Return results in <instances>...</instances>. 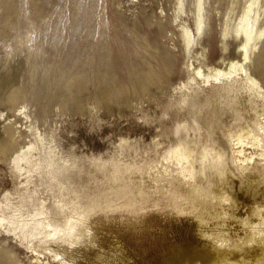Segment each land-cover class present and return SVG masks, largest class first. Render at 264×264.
I'll use <instances>...</instances> for the list:
<instances>
[{"label":"rangeland","instance_id":"374dc122","mask_svg":"<svg viewBox=\"0 0 264 264\" xmlns=\"http://www.w3.org/2000/svg\"><path fill=\"white\" fill-rule=\"evenodd\" d=\"M198 1L0 0V133L7 123L15 130L11 150L0 156L2 207L28 209L17 195L21 187L11 160L34 145L36 158L35 153L51 151L58 160L84 163L70 187L84 200L127 186L134 203L127 207L135 212L126 214L123 206L110 220L92 216L88 223V237L112 242L111 264H164L175 253L169 244H178L182 234L199 244L219 234L233 241L248 231L244 220L256 225L264 219V158L254 154L264 152V0H200V35ZM246 5L251 20L257 15L261 35L244 61L243 40L233 30ZM183 29L194 37L189 50ZM231 60L261 91L238 71L218 83L212 78L210 84L199 78L190 82L194 68L212 74L228 69ZM201 84L187 111L184 93ZM238 136L244 142L240 156L235 153ZM254 136L261 146L252 145ZM179 144L194 149L185 166L193 169L197 190L206 193L185 212L174 208L170 194L194 196L197 190L163 160ZM93 162L127 168L122 179L114 180L107 171L94 170ZM44 173L41 168L31 174L29 190L52 206L57 187ZM220 179L234 196L230 206L223 201ZM251 186L254 192L241 190ZM63 194L66 212L77 209L75 194ZM177 203L182 209L190 205L184 198ZM119 234L130 246L126 258L122 249L116 251L123 244ZM188 241L183 248L191 245ZM24 243L0 228V264H33L35 257L42 264L70 258L74 264H92L97 249L57 246V261L37 242L30 248Z\"/></svg>","mask_w":264,"mask_h":264},{"label":"bare ground","instance_id":"6f19581e","mask_svg":"<svg viewBox=\"0 0 264 264\" xmlns=\"http://www.w3.org/2000/svg\"><path fill=\"white\" fill-rule=\"evenodd\" d=\"M255 1L256 0H251V2ZM196 6L199 14L195 21V26L196 33L200 35L203 23L202 15L200 14L202 11L200 0ZM249 13L250 5H246L238 24L233 30L235 35L243 40L239 46V51L242 52V59L244 61L248 59L250 48L255 46L257 39L261 35V32H256V25L258 23L257 15H255L251 20L249 18ZM181 38L183 40L185 50H189L194 38L192 37L191 32L183 29ZM227 65L228 69H213L212 74H203L200 68H194L193 78L190 82L199 78L201 79L202 84H210L212 80L213 82L218 83L219 78H231L232 73L238 71L242 73L244 79L252 88H256L261 91L258 82L250 76L249 72L241 64L235 60H231L227 63ZM211 78L212 80H210ZM190 82H188V84H190ZM202 84L197 86V88H190L191 93H188V91L184 93L185 98H183L181 103L183 107L185 106L187 108V111L193 107L191 101L198 96L199 89H202L204 86ZM249 132L250 131L246 132V134H249ZM14 135L15 130L13 125L10 123L4 124L0 133V156L5 155L11 150L13 143L15 142ZM235 145V153L237 156L242 155L244 153V142L240 136L237 137ZM252 145L254 147H257L258 145L261 146L257 136L253 137ZM33 151H35V146L30 145L25 151L18 152L16 154L14 153L11 160L15 179L18 182V186L21 187V190L17 191V195L20 198V201L28 206V209H26V211H22L14 208L10 203H7L4 207H2L0 202V228L7 234L12 232L18 236L21 243L26 242L27 248H30L33 242H37L43 251H46L47 254L53 256L54 260L57 261L61 256L59 251L56 249L57 246L64 245L72 247L79 244H85L87 246L90 244L92 246H96L97 248L94 253V260L92 261V264H111L110 262L114 259L113 256L115 255V248H111L112 242L105 237H96L95 239L88 237V223L90 222V218L92 216H98L97 221L102 220V218L110 220L111 218H114V215L117 212H121L123 206L126 208L125 211L123 210L124 213L129 214L135 212V210L130 211L127 207L128 205H134V203L127 198L130 193L127 186L123 185L117 190L108 188L107 190H102L100 193L95 194L92 198L84 200L82 198V194L76 192L74 189H70L74 179L76 178H74V175L78 176L83 172L84 163H80L78 160H72L71 163H69V161L58 160L51 155V151L43 152V156L40 152L35 153L39 156L36 158ZM193 153L194 149L190 146L179 144L172 150L168 151L163 160L168 162V164H172L171 167H174L172 171L175 172L178 177L181 176L185 184H188L189 187L197 190L196 185L192 183V180H195L194 171L192 168L188 169L185 166V164L188 163L189 159L192 157ZM254 154L258 157V160L264 158V152L262 151H260L259 154L254 152ZM252 157L253 154L250 156H244L242 161H249ZM239 161L241 160L239 159ZM168 164L165 166L166 172L169 168ZM91 166L94 170L107 171L114 180L122 179L123 170L127 168L126 166L121 168V166L117 163L99 164L93 162ZM41 168L45 169L44 175L56 183L58 194L53 192L54 200L52 206H46L45 202L36 200L34 198V194L29 190V186L31 184V174ZM220 181L222 182L220 186L223 201L230 206L231 203L235 201L233 198L234 196L226 185V179H220ZM254 189L255 188L251 186L249 189L241 190H243V193H246L248 190H252L251 192H254ZM63 192H73L75 194L79 200L77 209H72L69 212H66L67 207L66 202L63 200ZM194 192V196H190L189 194H187V196H175V194H170V202L174 204V208H177L179 212H185L186 209L196 207L195 203L198 202L202 196H206V193L199 192L198 190ZM178 198L188 200L190 205L182 209V205L177 203ZM124 213L122 216H124ZM202 220V218H199V222ZM242 224L245 228H248V231L245 232L243 237L238 236L233 241H230V239L226 236L219 234L211 237L207 242L205 241L203 244H199L190 241L186 234H182L178 244H169L173 247L175 253L170 259L165 261L164 264H264V219H261L256 225H251V221L248 219L244 220ZM121 236L122 235L119 234L116 237L119 239V242L123 243L121 248H118L116 251H121L122 249L124 253L130 246ZM83 237L86 238V240H83ZM187 240L191 243V245H188L190 248H183L181 243ZM203 252L205 254L210 253L211 255L207 258ZM7 255L8 258H11V262H13V256L10 254ZM123 256L126 258L127 254L124 253ZM73 259L70 258L69 261H62L59 259V261H62L60 264H74ZM31 263L42 264L41 260L37 257L33 258Z\"/></svg>","mask_w":264,"mask_h":264}]
</instances>
